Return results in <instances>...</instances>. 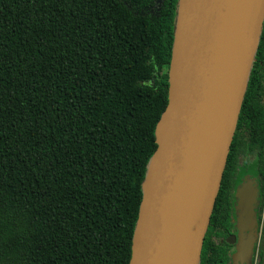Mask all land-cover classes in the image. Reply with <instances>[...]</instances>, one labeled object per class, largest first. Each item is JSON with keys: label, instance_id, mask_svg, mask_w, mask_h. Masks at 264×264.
<instances>
[{"label": "trees", "instance_id": "1", "mask_svg": "<svg viewBox=\"0 0 264 264\" xmlns=\"http://www.w3.org/2000/svg\"><path fill=\"white\" fill-rule=\"evenodd\" d=\"M178 0H0V264H129ZM264 199V15L216 205Z\"/></svg>", "mask_w": 264, "mask_h": 264}, {"label": "water", "instance_id": "2", "mask_svg": "<svg viewBox=\"0 0 264 264\" xmlns=\"http://www.w3.org/2000/svg\"><path fill=\"white\" fill-rule=\"evenodd\" d=\"M263 15L264 0H178L168 103L155 129L129 264H198ZM251 189L248 181L236 192L240 228L253 216Z\"/></svg>", "mask_w": 264, "mask_h": 264}, {"label": "flooded vegetation", "instance_id": "3", "mask_svg": "<svg viewBox=\"0 0 264 264\" xmlns=\"http://www.w3.org/2000/svg\"><path fill=\"white\" fill-rule=\"evenodd\" d=\"M251 160L242 161L229 202L214 204L198 264H264V224L260 182ZM252 182L253 216L245 228L238 224L237 189ZM216 202V200H215Z\"/></svg>", "mask_w": 264, "mask_h": 264}, {"label": "rangeland", "instance_id": "4", "mask_svg": "<svg viewBox=\"0 0 264 264\" xmlns=\"http://www.w3.org/2000/svg\"><path fill=\"white\" fill-rule=\"evenodd\" d=\"M253 166V165H252ZM254 169V168H253ZM261 216H262V219H263V224H264V199H263V202H262V205H261Z\"/></svg>", "mask_w": 264, "mask_h": 264}]
</instances>
